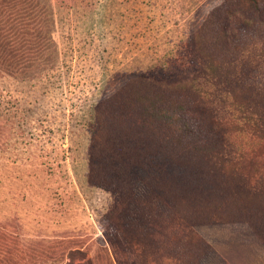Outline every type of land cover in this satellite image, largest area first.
Instances as JSON below:
<instances>
[{
    "label": "rangeland",
    "instance_id": "rangeland-1",
    "mask_svg": "<svg viewBox=\"0 0 264 264\" xmlns=\"http://www.w3.org/2000/svg\"><path fill=\"white\" fill-rule=\"evenodd\" d=\"M223 1L0 0V264H135L128 237L157 264H264V222L198 221L195 232L175 223L168 196L214 192L215 158L157 150L126 126L98 130V106L135 87L129 80L200 72L195 36ZM92 166L132 185L119 228L108 217L117 195L91 179Z\"/></svg>",
    "mask_w": 264,
    "mask_h": 264
},
{
    "label": "trees",
    "instance_id": "trees-1",
    "mask_svg": "<svg viewBox=\"0 0 264 264\" xmlns=\"http://www.w3.org/2000/svg\"><path fill=\"white\" fill-rule=\"evenodd\" d=\"M195 41L203 60L200 72L180 82L129 80L135 87L129 89L126 84L98 106V130L109 125L126 126L139 132L138 140H150L154 147L162 144L173 153L216 159L220 182L215 193L203 191L207 194L202 201L198 188L187 195L168 196L178 226L195 232L192 227L198 221L228 223L243 219L259 224L264 222V166L260 164L264 153V0H224L206 16ZM239 136L243 139L236 144ZM246 139L252 141V148H247ZM100 142L94 139V149ZM119 145L124 146V142ZM123 148L125 156H134L129 153L138 150ZM141 170L148 171L141 167L133 174ZM105 173L92 166L90 177L116 193L108 217L119 228V201L132 185L121 183L125 186L121 187L116 180L106 179ZM138 178L143 183L145 175ZM232 183L236 185L234 191L230 189ZM130 238L127 242L140 258L135 264H157L152 255L146 258L147 248L142 242ZM118 261L125 264L126 260ZM84 264H94V259Z\"/></svg>",
    "mask_w": 264,
    "mask_h": 264
}]
</instances>
